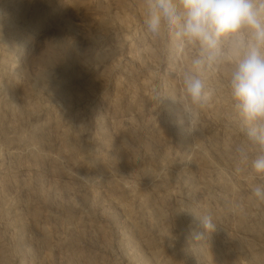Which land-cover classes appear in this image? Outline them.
I'll return each instance as SVG.
<instances>
[{
    "label": "rangeland",
    "instance_id": "374dc122",
    "mask_svg": "<svg viewBox=\"0 0 264 264\" xmlns=\"http://www.w3.org/2000/svg\"><path fill=\"white\" fill-rule=\"evenodd\" d=\"M146 6L0 0V264H264L235 64L205 67L192 105L199 49Z\"/></svg>",
    "mask_w": 264,
    "mask_h": 264
},
{
    "label": "clouds",
    "instance_id": "9594fccd",
    "mask_svg": "<svg viewBox=\"0 0 264 264\" xmlns=\"http://www.w3.org/2000/svg\"><path fill=\"white\" fill-rule=\"evenodd\" d=\"M145 24L158 33L165 25L181 42L198 47L192 69L183 76L186 97L194 106L210 99L200 72L221 61L235 64L230 87L234 100L252 127L249 137L264 143V0H146ZM230 41L225 51L224 43ZM264 175V156L252 163ZM252 196L264 202V184L255 185ZM207 230L215 225L203 219Z\"/></svg>",
    "mask_w": 264,
    "mask_h": 264
}]
</instances>
